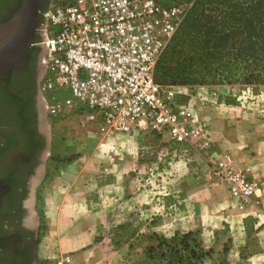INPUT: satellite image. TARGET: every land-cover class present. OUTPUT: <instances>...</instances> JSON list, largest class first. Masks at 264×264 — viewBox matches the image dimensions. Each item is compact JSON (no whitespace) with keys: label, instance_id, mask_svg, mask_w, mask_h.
<instances>
[{"label":"rangeland","instance_id":"374dc122","mask_svg":"<svg viewBox=\"0 0 264 264\" xmlns=\"http://www.w3.org/2000/svg\"><path fill=\"white\" fill-rule=\"evenodd\" d=\"M156 1L167 7H180L186 14L193 5V0ZM207 8L208 5L202 4L204 12ZM182 36L181 30L163 55L158 65L157 79L163 85L185 87L190 98H196L195 101L201 104L203 117L194 114L197 120L203 119L208 128L202 150L192 152L187 159H171L167 145L156 135L138 134L134 139L126 135L109 138L99 134L95 126L83 127L77 117L56 118L48 109L52 133L50 156L33 190V207L37 218L34 225L40 226L36 264H52L57 258L68 254L62 251L65 245L63 233H60V237L50 234V239H46L45 189L54 184L57 175L82 157L99 159L100 177L102 172L118 164L115 159L102 158L114 156L118 149H126L124 154L128 158L121 162V168L128 174L124 180L129 185L124 198L129 201H124L119 193L106 192L100 203L92 204L93 212H100L96 216L100 221L99 237L102 240L111 239L110 246L120 248L117 264H174L176 259L171 257L166 243H171L176 233L184 235L192 232L201 245L200 234L214 242V237L220 233L219 228H224L222 232L225 234L234 224L231 222L234 220L233 214L230 213L234 208L240 212L255 205L259 208L256 219L264 221V210H260L264 206L261 203L264 185L262 176H259L264 166L260 162H253V157L261 158L263 150L255 149L243 155V152L250 151V147L259 148L261 140H264V87H235L238 105L218 104V76L188 73L185 62H169L171 52L179 45ZM201 77L206 81L204 85L199 84ZM45 100L49 105L47 96ZM234 174L255 185L256 196L252 203H245L232 195L225 177ZM59 181L63 185L70 182L67 179ZM111 197L115 202L111 201ZM49 217L52 220L55 216L51 212ZM58 240L60 244L55 245ZM219 249L213 257L212 250L204 249L210 253L197 264L228 263L231 246L226 242Z\"/></svg>","mask_w":264,"mask_h":264},{"label":"built area","instance_id":"2783aa9c","mask_svg":"<svg viewBox=\"0 0 264 264\" xmlns=\"http://www.w3.org/2000/svg\"><path fill=\"white\" fill-rule=\"evenodd\" d=\"M185 17L156 0H49L42 90L50 114L77 117L109 138L156 135L171 159L202 150L208 128L195 118L186 88L156 81ZM225 178L234 197L254 201V184L238 174ZM52 264L76 263L67 254Z\"/></svg>","mask_w":264,"mask_h":264},{"label":"flooded vegetation","instance_id":"af4514ba","mask_svg":"<svg viewBox=\"0 0 264 264\" xmlns=\"http://www.w3.org/2000/svg\"><path fill=\"white\" fill-rule=\"evenodd\" d=\"M20 1L0 0V26L13 18ZM44 55V35L38 34L26 62L0 75V264H36L38 259L33 190L52 140L42 90Z\"/></svg>","mask_w":264,"mask_h":264},{"label":"crops","instance_id":"0c3cea01","mask_svg":"<svg viewBox=\"0 0 264 264\" xmlns=\"http://www.w3.org/2000/svg\"><path fill=\"white\" fill-rule=\"evenodd\" d=\"M189 99L196 107V116L202 118L204 110L202 111L201 104L195 101L196 98L189 97ZM200 120L203 121V119ZM259 145V148L250 147V151L243 152V155L255 149L263 150L261 158L253 157V162H260L264 166V140H261ZM125 151L126 149H118L114 156L102 158V160L115 159L118 164L102 172L100 177L99 159L92 156L79 158L62 174L57 175L54 184L44 191V211L48 226L46 239H50V234L60 237V233H63L65 245L62 251L70 254L76 264H117L118 262L120 248H112L111 239L102 240L99 237L100 221L96 216L100 215V212L94 213L92 204L100 203L103 193L106 192L117 195L119 193L120 197L123 195L124 198L129 186L124 182L128 174L121 168V162L128 159L124 154ZM259 176H262L264 185V169ZM62 179L70 180V182L63 185L59 181ZM262 196L261 203L264 205V186ZM111 199L115 202L114 197ZM124 201L129 200L124 198ZM183 202L187 203V201ZM258 209L255 205L248 206L240 212L234 208L230 212L233 214L234 220L231 222L234 224L229 226L225 234L222 232L224 228H219L220 233L214 237V242L207 240L202 234L199 235L203 248L212 250L211 257H213L219 252V246L221 244L224 246L227 242L231 246V251L228 263L225 264H264V225L261 226L264 221L259 222L256 219ZM260 210H264V206L260 207ZM51 212L55 216L52 220L49 217ZM60 242L55 241V245Z\"/></svg>","mask_w":264,"mask_h":264},{"label":"trees","instance_id":"16d2710c","mask_svg":"<svg viewBox=\"0 0 264 264\" xmlns=\"http://www.w3.org/2000/svg\"><path fill=\"white\" fill-rule=\"evenodd\" d=\"M202 4L208 5L205 12ZM181 30L182 39L169 62H185L188 73L218 76V104L237 106L235 87H264V0H193L174 42ZM157 69L156 81L162 84ZM201 80L199 84L204 85L206 81ZM194 236L192 232L176 233L172 242L166 243L176 259L174 264H197L209 255Z\"/></svg>","mask_w":264,"mask_h":264},{"label":"water","instance_id":"95a60500","mask_svg":"<svg viewBox=\"0 0 264 264\" xmlns=\"http://www.w3.org/2000/svg\"><path fill=\"white\" fill-rule=\"evenodd\" d=\"M45 5L46 0H23L13 18L0 26V75L26 62L35 37L43 34Z\"/></svg>","mask_w":264,"mask_h":264}]
</instances>
